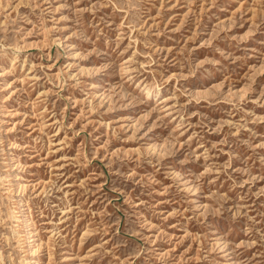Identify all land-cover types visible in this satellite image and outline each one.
<instances>
[{
    "label": "rangeland",
    "instance_id": "374dc122",
    "mask_svg": "<svg viewBox=\"0 0 264 264\" xmlns=\"http://www.w3.org/2000/svg\"><path fill=\"white\" fill-rule=\"evenodd\" d=\"M0 264H264V0H0Z\"/></svg>",
    "mask_w": 264,
    "mask_h": 264
}]
</instances>
